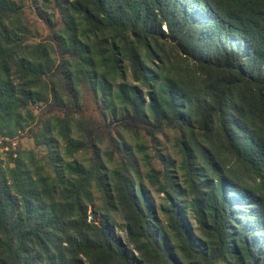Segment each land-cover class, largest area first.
<instances>
[{
	"label": "trees",
	"instance_id": "obj_1",
	"mask_svg": "<svg viewBox=\"0 0 264 264\" xmlns=\"http://www.w3.org/2000/svg\"><path fill=\"white\" fill-rule=\"evenodd\" d=\"M39 1L34 40L0 0V132L46 149L0 165V264H264V0ZM116 127L175 133L158 205Z\"/></svg>",
	"mask_w": 264,
	"mask_h": 264
},
{
	"label": "rangeland",
	"instance_id": "obj_2",
	"mask_svg": "<svg viewBox=\"0 0 264 264\" xmlns=\"http://www.w3.org/2000/svg\"><path fill=\"white\" fill-rule=\"evenodd\" d=\"M16 3H21L23 5V11L25 15V20L27 21L31 34L34 40L43 37L46 34V28L43 21L38 17L36 10L31 7L32 1L34 2V7L41 9V4L39 0H13ZM127 81H131L129 74L126 76ZM31 110L35 113L37 108L35 106H29ZM5 131V130H4ZM51 134L55 135L53 131ZM113 135L117 141H122L124 143V151L127 157L133 164L135 170L137 171L138 177L142 180L143 186L149 191L150 197L158 205L160 197L162 194H158L156 190L150 186L151 184L146 179V173L149 172L150 168L159 170L163 168L164 164H169L170 170L173 175L179 180L180 170H179V153L174 144L175 133L170 129H164L162 132L156 133L154 139H150L148 135L140 134L139 136H134L128 132L123 131L121 128L116 127L114 129ZM73 139H76V135L71 133ZM54 146L58 149L59 153L63 156L65 161H75L83 165L88 164L87 153L82 151L76 152L73 156L68 157L63 154L64 141L57 136ZM103 147V145H102ZM34 150L39 156H43L46 153L44 145L36 146L32 138L26 136L24 131L17 129L14 135L2 134L0 132V165L4 166L7 164L12 165L13 154L16 157L20 155L22 151ZM156 152L162 156L160 160ZM22 156V155H21ZM119 157L114 153L111 160L107 159L104 154H102V159L105 161V165L108 169H111L116 163ZM133 175V174H132ZM93 204L89 205V211L94 207L99 206L101 203L100 193L92 187L90 189ZM192 221V220H191ZM190 223L192 224V222ZM121 220L117 219L116 225L109 226L110 234L114 236L124 237V231L121 227ZM192 227V226H191Z\"/></svg>",
	"mask_w": 264,
	"mask_h": 264
},
{
	"label": "built area",
	"instance_id": "obj_3",
	"mask_svg": "<svg viewBox=\"0 0 264 264\" xmlns=\"http://www.w3.org/2000/svg\"><path fill=\"white\" fill-rule=\"evenodd\" d=\"M13 156L15 157V156H16V154L14 153V154H13Z\"/></svg>",
	"mask_w": 264,
	"mask_h": 264
}]
</instances>
